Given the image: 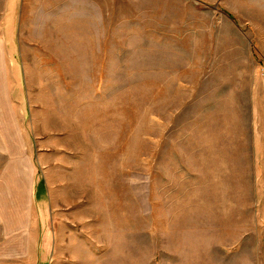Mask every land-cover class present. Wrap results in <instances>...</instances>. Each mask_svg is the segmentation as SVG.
<instances>
[{
    "label": "rangeland",
    "instance_id": "374dc122",
    "mask_svg": "<svg viewBox=\"0 0 264 264\" xmlns=\"http://www.w3.org/2000/svg\"><path fill=\"white\" fill-rule=\"evenodd\" d=\"M0 264H264V0L0 2Z\"/></svg>",
    "mask_w": 264,
    "mask_h": 264
},
{
    "label": "crops",
    "instance_id": "0c3cea01",
    "mask_svg": "<svg viewBox=\"0 0 264 264\" xmlns=\"http://www.w3.org/2000/svg\"><path fill=\"white\" fill-rule=\"evenodd\" d=\"M7 0H0V2H6ZM17 0H8L9 3L16 2Z\"/></svg>",
    "mask_w": 264,
    "mask_h": 264
},
{
    "label": "bare ground",
    "instance_id": "6f19581e",
    "mask_svg": "<svg viewBox=\"0 0 264 264\" xmlns=\"http://www.w3.org/2000/svg\"><path fill=\"white\" fill-rule=\"evenodd\" d=\"M79 224L81 225V223H79ZM80 225H79V226H80Z\"/></svg>",
    "mask_w": 264,
    "mask_h": 264
}]
</instances>
